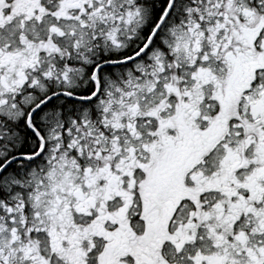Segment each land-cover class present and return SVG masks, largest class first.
<instances>
[{"label":"snow or ice","instance_id":"obj_1","mask_svg":"<svg viewBox=\"0 0 264 264\" xmlns=\"http://www.w3.org/2000/svg\"><path fill=\"white\" fill-rule=\"evenodd\" d=\"M0 264H264V0H0Z\"/></svg>","mask_w":264,"mask_h":264}]
</instances>
